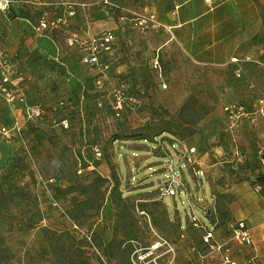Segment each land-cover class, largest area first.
<instances>
[{
    "label": "rangeland",
    "instance_id": "obj_1",
    "mask_svg": "<svg viewBox=\"0 0 264 264\" xmlns=\"http://www.w3.org/2000/svg\"><path fill=\"white\" fill-rule=\"evenodd\" d=\"M167 1L14 0L0 12V264L221 263L191 219L226 241L264 194V28L239 63L197 64L160 49L158 27L131 28ZM108 31L111 50L85 64L82 42ZM35 106L45 115L19 130ZM173 172L181 185L163 197Z\"/></svg>",
    "mask_w": 264,
    "mask_h": 264
},
{
    "label": "crops",
    "instance_id": "obj_2",
    "mask_svg": "<svg viewBox=\"0 0 264 264\" xmlns=\"http://www.w3.org/2000/svg\"><path fill=\"white\" fill-rule=\"evenodd\" d=\"M152 15L164 32L160 49L178 45L197 64L214 65L222 59L232 64L233 59L241 61L234 56L263 30L264 0H169ZM260 198L245 202L238 221L247 222L252 230L254 245L244 248L249 259L264 264V197Z\"/></svg>",
    "mask_w": 264,
    "mask_h": 264
},
{
    "label": "built area",
    "instance_id": "obj_3",
    "mask_svg": "<svg viewBox=\"0 0 264 264\" xmlns=\"http://www.w3.org/2000/svg\"><path fill=\"white\" fill-rule=\"evenodd\" d=\"M207 3H210V0H204ZM14 0H0V11H8L10 9V6L13 4ZM101 2H104L108 4V0H101ZM131 28L135 30L140 31H146L150 29H156L157 28V20L155 15L150 16H142L133 22H131ZM116 41V34L115 32L108 31L100 35H96L90 38H87L84 40L81 44L85 54L83 56V62L85 64H89L91 66H98L100 65V55L104 51H109L112 48V45ZM232 62L234 64L239 63L238 59H233ZM0 63H2V59L0 60ZM158 66V62H156V66ZM2 68V64H1ZM237 75L241 76V70H237ZM6 83H8L7 76L4 80ZM7 91V90H6ZM8 97H11V95L8 93ZM117 107V109L121 110L122 105ZM232 109V108H231ZM229 110V109H228ZM234 113L235 111H231ZM45 115L44 110L41 106H35V107H29L25 110H23V125H18L19 130L23 127H27L28 125L35 126V123L40 121L43 116ZM66 124V121L63 122ZM98 156H101V154L98 152ZM190 161V160H189ZM174 173V172H173ZM169 186L168 188H165L163 192V197L167 196H176V188L180 186V182L176 179L175 173L169 177L168 180ZM260 189V188H259ZM191 224L193 227L200 229L202 232L201 236V246L203 248H207L210 250L212 254H215L221 261L220 264H240L239 260L234 256L235 253L231 249V245H237L242 246L245 248H250L254 245V240L251 233V228L245 221H237L235 222L231 228H230V237L226 241H221L216 236V225L209 222L211 225L210 227L207 226L204 222L197 219L196 216H193L191 219ZM247 264H257V262L252 259L247 262Z\"/></svg>",
    "mask_w": 264,
    "mask_h": 264
},
{
    "label": "trees",
    "instance_id": "obj_4",
    "mask_svg": "<svg viewBox=\"0 0 264 264\" xmlns=\"http://www.w3.org/2000/svg\"><path fill=\"white\" fill-rule=\"evenodd\" d=\"M188 104H186L185 107H187ZM31 126V125H30ZM32 127H36V126H32ZM172 134V132L169 130V129H166L162 132V134L160 135H163V134ZM193 134H190L189 136H192ZM148 138H145V140H147ZM113 177H114V182H115V187H114V193H116L117 195H120V191H119V185H120V178L118 176L117 173H114L113 174ZM257 184L259 187H261L264 191V176H259L258 179H257ZM73 191H80L82 194L84 193V190L81 188V187H71L69 188L68 192H73ZM262 196L264 197V194H262ZM120 197V196H119Z\"/></svg>",
    "mask_w": 264,
    "mask_h": 264
},
{
    "label": "water",
    "instance_id": "obj_5",
    "mask_svg": "<svg viewBox=\"0 0 264 264\" xmlns=\"http://www.w3.org/2000/svg\"><path fill=\"white\" fill-rule=\"evenodd\" d=\"M211 212H212V209H211V210H209V212H208V215H210V214H211Z\"/></svg>",
    "mask_w": 264,
    "mask_h": 264
}]
</instances>
